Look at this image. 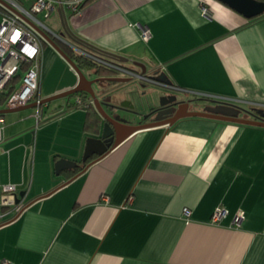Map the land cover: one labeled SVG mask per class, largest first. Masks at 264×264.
<instances>
[{
    "label": "crops",
    "instance_id": "crops-1",
    "mask_svg": "<svg viewBox=\"0 0 264 264\" xmlns=\"http://www.w3.org/2000/svg\"><path fill=\"white\" fill-rule=\"evenodd\" d=\"M67 15L81 44L67 41L125 56L140 71L143 62L180 86L193 110L219 100L264 110V13L247 18L220 0H87L81 15ZM78 81L43 41L41 98ZM79 94L41 105L42 124L37 107L3 114L0 183L16 184L27 207L0 226V264H264V127L188 116L83 161L101 115L94 103L73 105ZM61 157L78 164L57 175ZM219 206L227 214L213 222Z\"/></svg>",
    "mask_w": 264,
    "mask_h": 264
},
{
    "label": "built area",
    "instance_id": "built-area-1",
    "mask_svg": "<svg viewBox=\"0 0 264 264\" xmlns=\"http://www.w3.org/2000/svg\"><path fill=\"white\" fill-rule=\"evenodd\" d=\"M17 9L25 17L36 23L38 26L54 34L59 41L66 43L76 53L83 55L107 68L116 70L122 76L138 79L145 84H154L172 89H180V86L155 79L149 73H142L134 66L123 61L106 57L93 52L81 45L67 42L60 34L54 32L38 14L45 12V17L58 9L60 4L66 8L71 15H81L87 0H4ZM203 12L209 15V9L204 6ZM143 39H149L151 31L147 26L139 24ZM43 38L37 31L19 14L13 12L0 1V93L4 90L7 82L17 73L24 70L21 79L13 93L6 101V107H15L27 104L32 101H40L39 88L41 82V54ZM93 103L91 97H84L82 94L76 96L75 105L87 107ZM42 117L41 105L37 107L36 119L39 123ZM5 129V118L0 113V141L3 140ZM17 188L13 183H0V226L5 225L21 215L27 207L26 202H17ZM185 215L189 216L191 210L184 208ZM227 214V209L219 206L215 209L212 220L218 222ZM245 217L242 210H238L233 222L240 225ZM2 264H12L10 261H3Z\"/></svg>",
    "mask_w": 264,
    "mask_h": 264
},
{
    "label": "water",
    "instance_id": "water-1",
    "mask_svg": "<svg viewBox=\"0 0 264 264\" xmlns=\"http://www.w3.org/2000/svg\"><path fill=\"white\" fill-rule=\"evenodd\" d=\"M0 1L4 3L13 12L23 17L47 43H49L52 47H54L64 57V59L75 69V71L79 76V81L77 85L72 89H69L62 93L44 99L41 98L40 101H33L15 107L2 108L0 109V113L5 114L9 112L19 111L25 108L38 107L39 105H43L44 103L52 101L56 98L71 96L81 92L86 93L93 99V103L97 111L101 115V118L98 125V132H99L98 135H90L87 137L85 151L83 154V161L89 160L94 155H97V157L95 158L96 160L101 158L111 149L115 148L121 142H123L133 133H135L137 130H142L145 128L159 126V125L172 126L181 118L188 116L211 117L216 119L233 121L241 124L264 127L263 114L259 112L258 113L253 112L252 110H247L237 105L234 102L219 100L216 101L215 104H209L205 106L203 110H193L189 108L190 107L189 101L180 95L179 89L177 90V89L160 86L166 90L159 95V108L161 110H163V108H171V110L183 109L182 112H180L176 116V118L171 122L156 121L147 125L137 126L134 129L123 132L122 134L118 133L119 129L117 128V124L118 123L122 124V120L120 119L117 111L123 108L132 109L134 111V105L130 101H125L122 104H117L113 102V96H114L113 91L115 88L113 87V85L116 82L130 81L132 80V77L122 76V75L96 76V74H93L94 77H91L93 75L87 74L85 70H83L78 65L75 59L59 43L60 41L56 40L54 34H52L51 32H47L46 30L38 26L36 23L25 17L17 9L12 7L4 0H0ZM220 1L226 3L227 5L237 10L247 18H253L264 13V0H220ZM58 11H60L61 13V29L59 31L54 29L52 30L60 34V36H62V38L65 40L67 37L68 40L70 39L73 42H78L81 44V41H79L77 35L73 32V30L70 27L67 10L63 6V4L59 5ZM103 52L119 59L120 61L123 62L128 61L127 57L125 56L117 55L107 51H103ZM135 65L141 68L142 73H147V66L143 62L136 61ZM152 76L155 79H159L167 83H171V81L167 80V78L163 73L160 74L156 73V75L154 74ZM243 112L247 113V115H251L252 118L247 116H241ZM133 113L137 114V112L135 111ZM91 162L92 161H90V163ZM77 164L78 162L75 161L74 159L61 157L55 162V172L57 175H60L63 173L64 169L68 167L76 166ZM62 184L57 185V187L61 186ZM17 202H21V200L17 198Z\"/></svg>",
    "mask_w": 264,
    "mask_h": 264
},
{
    "label": "rangeland",
    "instance_id": "rangeland-1",
    "mask_svg": "<svg viewBox=\"0 0 264 264\" xmlns=\"http://www.w3.org/2000/svg\"><path fill=\"white\" fill-rule=\"evenodd\" d=\"M54 15L55 14H53L51 17L46 18L45 12H41L38 14V16L47 25H49L50 28L56 30L58 28V24L56 23ZM21 72L23 74L24 70H21ZM91 75H93V73ZM113 87H115L113 91V95L117 97L116 100L117 104H122L125 101H130L134 105V110L135 112H137L136 115L147 113L151 110L153 106L159 104V95L166 90L164 88L155 85L147 87L145 83L139 81L138 79H132L128 82H116L114 83ZM58 93H54V94H58ZM66 98L71 99L74 97L73 95H71V96H66ZM59 99L61 98H56L49 103L53 104L57 102ZM46 105H48V103ZM46 111L44 112V114L47 113ZM44 121L45 120H41L40 123L42 124Z\"/></svg>",
    "mask_w": 264,
    "mask_h": 264
},
{
    "label": "trees",
    "instance_id": "trees-1",
    "mask_svg": "<svg viewBox=\"0 0 264 264\" xmlns=\"http://www.w3.org/2000/svg\"><path fill=\"white\" fill-rule=\"evenodd\" d=\"M45 41V40H43ZM46 42V41H45ZM63 48L75 59V61L78 63V65L83 69V70H89V71H93L91 72V74H96V75H103V74H111V75H120V73L116 70H113V69H110V68H107L103 65H100L99 63L93 61L92 59H89L83 55H80L78 53H76L74 50H72L71 47L69 46H66V45H62ZM83 47H86L87 49H90L92 50L93 52H96L98 54H101V55H104L106 57H110V58H113V59H117L111 55H108L106 54L105 52L103 51H99L98 49L94 48V47H90V46H86V45H83ZM119 60V59H117ZM21 76H22V72H19L17 73L14 77H12L8 82L7 84L5 85V88L4 90L0 93V107L5 105L6 104V101L7 99L9 98V96L13 93V91L15 90L16 86L18 85L20 79H21ZM78 94V93H77ZM82 94L84 97H89L86 93L82 92L80 93ZM73 105H75V102L73 103ZM93 104L90 103L87 107L85 108H88L90 109L91 106ZM77 106V105H75ZM252 111L254 110H257L258 112L261 111V112H264V110H260V109H256V108H250ZM92 113L89 112V119H88V122L89 123L90 121H92ZM95 121V119H94ZM97 122V121H96ZM99 122L100 120L97 122V124L99 125ZM97 125V127H98Z\"/></svg>",
    "mask_w": 264,
    "mask_h": 264
},
{
    "label": "flooded vegetation",
    "instance_id": "flooded-vegetation-1",
    "mask_svg": "<svg viewBox=\"0 0 264 264\" xmlns=\"http://www.w3.org/2000/svg\"><path fill=\"white\" fill-rule=\"evenodd\" d=\"M186 100L189 101V104H190L189 108L193 109L195 101L191 99H187V98ZM157 108H159V104H156L155 106H153L149 112L140 114V115L134 114L133 112L135 110L133 111L132 109L124 108V109L118 110L117 113L120 119L122 120V124H119V123L117 124V128L119 129L118 133L122 134L123 132L134 129L137 126L147 125V124H150L156 121L171 122L183 110V109L171 110V108H163V110H161L160 108L159 109ZM253 112H256V111H253ZM259 113L264 115V112L259 111ZM242 114L244 115L245 113H242Z\"/></svg>",
    "mask_w": 264,
    "mask_h": 264
}]
</instances>
